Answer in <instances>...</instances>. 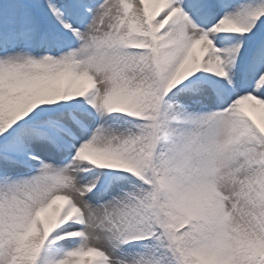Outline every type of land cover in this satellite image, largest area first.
Here are the masks:
<instances>
[{"label": "snow or ice", "instance_id": "obj_1", "mask_svg": "<svg viewBox=\"0 0 264 264\" xmlns=\"http://www.w3.org/2000/svg\"><path fill=\"white\" fill-rule=\"evenodd\" d=\"M0 264H264V0H0Z\"/></svg>", "mask_w": 264, "mask_h": 264}]
</instances>
